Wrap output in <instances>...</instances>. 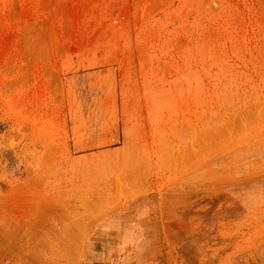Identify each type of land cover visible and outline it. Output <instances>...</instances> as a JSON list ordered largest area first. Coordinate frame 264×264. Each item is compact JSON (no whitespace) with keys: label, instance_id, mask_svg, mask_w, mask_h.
I'll return each instance as SVG.
<instances>
[{"label":"rangeland","instance_id":"1","mask_svg":"<svg viewBox=\"0 0 264 264\" xmlns=\"http://www.w3.org/2000/svg\"><path fill=\"white\" fill-rule=\"evenodd\" d=\"M99 68L125 140L67 159ZM0 264H264V0H0Z\"/></svg>","mask_w":264,"mask_h":264},{"label":"crops","instance_id":"2","mask_svg":"<svg viewBox=\"0 0 264 264\" xmlns=\"http://www.w3.org/2000/svg\"><path fill=\"white\" fill-rule=\"evenodd\" d=\"M102 70H73L65 75L62 100L50 109L51 112L64 114V121L57 124L56 135L65 142L51 145V151L65 152L66 158L71 160L101 158V155L117 150L125 140V128L119 115L122 113L121 95L114 89L109 92L101 90ZM92 77L94 80H91ZM75 85L78 86L76 90ZM92 86L94 88H90ZM102 226L115 224L103 222ZM99 229L98 236L102 240L117 238L107 236L116 235V232L101 230V225Z\"/></svg>","mask_w":264,"mask_h":264},{"label":"bare ground","instance_id":"3","mask_svg":"<svg viewBox=\"0 0 264 264\" xmlns=\"http://www.w3.org/2000/svg\"><path fill=\"white\" fill-rule=\"evenodd\" d=\"M47 208V207H46ZM48 210V209H47ZM9 232V231H8ZM8 232H6V233H8ZM9 234V233H8Z\"/></svg>","mask_w":264,"mask_h":264}]
</instances>
